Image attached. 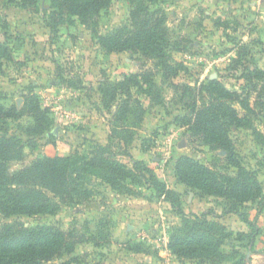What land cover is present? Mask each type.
Segmentation results:
<instances>
[{"label":"rangeland","instance_id":"374dc122","mask_svg":"<svg viewBox=\"0 0 264 264\" xmlns=\"http://www.w3.org/2000/svg\"><path fill=\"white\" fill-rule=\"evenodd\" d=\"M160 1L156 8H161L169 29L188 38L168 51L177 74L142 53L103 50L93 31L79 21L52 32L44 20L49 0H38L33 12L18 1L0 0V42L13 57L0 69L2 102L22 107L28 95H38L53 120L47 133L57 141L49 144L46 132H34L30 115L11 120L6 134L19 137L23 145L21 157L10 162L11 169H22L44 156L87 153L99 143L108 144L112 136L123 163L132 167L133 160L143 161L178 195L175 205L160 196L141 178L142 171L119 190L92 177L90 199L62 204L55 215L19 218L26 226L54 225L77 240L73 253L46 264H243L244 253V264H264V198L235 211L230 201L186 186L175 171L179 157L187 155L235 174L227 167L226 152L208 144L192 125L194 103L211 105L210 82L221 81L236 96L220 99V106L232 107L243 118L242 123L229 121L230 139L240 162L257 172L264 193V76L253 83L247 77L250 70L264 71V0ZM132 8L129 0H113L100 17V34L130 28ZM124 74L149 76L160 90L156 99L132 89L131 104L138 99L144 116L136 125L130 122L134 135L128 144L114 135L117 105L109 110L101 92ZM243 101L250 108H244ZM118 131L124 133L123 128ZM180 209L205 215L232 233L222 245L228 260L202 262L171 251L170 236L183 220ZM246 215L254 227L245 222ZM14 219L0 213V225Z\"/></svg>","mask_w":264,"mask_h":264},{"label":"trees","instance_id":"16d2710c","mask_svg":"<svg viewBox=\"0 0 264 264\" xmlns=\"http://www.w3.org/2000/svg\"><path fill=\"white\" fill-rule=\"evenodd\" d=\"M9 1H18L23 8L32 12L36 11L38 4V0ZM129 1L133 5L130 28H120L108 35H101L98 27L102 13L111 6L113 0H49L44 20L52 32H57L61 25L79 21L93 31L103 50L142 53L159 60L166 69L177 74V69L169 64L168 51L179 48L188 38L173 33L166 25L161 8H156L160 0ZM12 58L7 45L0 42V69L4 60ZM249 73L247 77L252 83L264 76V71L258 68ZM210 85L213 101L211 105L203 107L194 103L192 125L202 133L208 144L226 152L224 158L227 167L234 168L235 174L223 173L182 155L176 163V176L190 188L230 201L232 210L238 211L242 204L257 200L262 202L263 186L257 172L240 162L229 136V121L242 123L243 118L232 107L220 106V99H232L236 94L227 91L221 81H211ZM133 88L138 94L160 98L159 88L145 75L124 74L115 85L101 91L109 110L114 103L117 105L114 115L117 123L113 125V133L121 136L120 139H124L127 144L132 142L134 135L130 122L136 125L144 116L138 99L131 104ZM243 105L244 108H250L246 101H243ZM25 115L34 118V132L49 133L53 120L49 108L42 105L38 95H28L22 107L6 106L0 96V213L6 219L16 218L0 225V264H46L73 253L77 240L69 232L54 225L26 226L19 218L55 215L62 204L90 199L93 196L89 186L92 177L119 190L125 180L136 179L135 173L142 171L144 173L140 176L145 183L174 205L177 203V193L167 188L143 161L133 160L132 167L122 162L120 153L114 151L112 136L108 144L99 143L87 153L76 151L67 155L44 156L27 167L12 170L10 162L17 156L21 157L23 145L19 137L8 136L6 131L11 120H18ZM119 128H123L124 133L119 132ZM48 133L47 142L56 145L55 136ZM180 213L183 215L182 224L175 229L169 241V248L177 257L210 263H222L229 259L222 251V245L232 233L224 225L210 221L205 215H188L181 209ZM243 218L252 225L250 216ZM250 251L259 252L256 249ZM245 260L246 253L242 256L243 264Z\"/></svg>","mask_w":264,"mask_h":264}]
</instances>
